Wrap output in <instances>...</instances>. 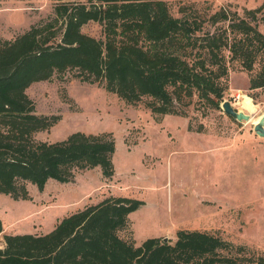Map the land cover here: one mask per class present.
Segmentation results:
<instances>
[{
	"label": "trees",
	"instance_id": "obj_1",
	"mask_svg": "<svg viewBox=\"0 0 264 264\" xmlns=\"http://www.w3.org/2000/svg\"><path fill=\"white\" fill-rule=\"evenodd\" d=\"M177 14L161 0H56L51 16L0 39V195L25 201L28 184L42 190L47 180L70 183L75 171L113 175L108 133L33 139L58 117L34 113L25 94L32 83L75 71L80 82L102 84L128 105L144 99L155 116L181 117L177 106L193 99L218 109L230 69L246 73L248 90L264 88V34L256 27H264L262 7L239 17L225 8L199 15L188 4ZM90 22L99 39L80 31ZM141 205L108 197L44 235H4L0 264H264V254L204 231L177 230L172 244L148 238L136 246L128 215Z\"/></svg>",
	"mask_w": 264,
	"mask_h": 264
},
{
	"label": "rangeland",
	"instance_id": "obj_2",
	"mask_svg": "<svg viewBox=\"0 0 264 264\" xmlns=\"http://www.w3.org/2000/svg\"><path fill=\"white\" fill-rule=\"evenodd\" d=\"M161 1L173 16L188 4L199 15L225 8L243 17L247 10L264 9V0ZM55 3L0 0V39L11 40L45 20ZM256 27L264 34L262 25ZM80 31L100 38L95 23ZM75 76L66 71L25 90L36 115L58 117L33 139L53 143L74 132L108 133L114 140L113 175L106 180L98 168L75 171L70 183L47 180L42 190L28 184L25 201L0 195V248L4 235H44L84 205L124 197L142 202L128 215L136 246L148 238L172 244L177 230H196L245 246L254 256L264 254V138L252 132L264 114V88L248 90L245 72L228 71L221 103L249 116L237 122L223 113L221 103L211 109L196 99L177 106L183 117L155 116L144 108V99L131 106L102 84L82 83Z\"/></svg>",
	"mask_w": 264,
	"mask_h": 264
},
{
	"label": "water",
	"instance_id": "obj_3",
	"mask_svg": "<svg viewBox=\"0 0 264 264\" xmlns=\"http://www.w3.org/2000/svg\"><path fill=\"white\" fill-rule=\"evenodd\" d=\"M221 110L223 111V113L232 118L233 120L240 122V121H248L249 120V116L247 114H244L241 111H236L234 110L230 104L226 101L222 102L220 105ZM264 114L261 115L258 120L253 124L252 126V132L260 137V138H264ZM162 243H166V238H163Z\"/></svg>",
	"mask_w": 264,
	"mask_h": 264
},
{
	"label": "crops",
	"instance_id": "obj_4",
	"mask_svg": "<svg viewBox=\"0 0 264 264\" xmlns=\"http://www.w3.org/2000/svg\"><path fill=\"white\" fill-rule=\"evenodd\" d=\"M79 209H81V208H79ZM76 211V210H75ZM73 213V212H72ZM53 228V227H52Z\"/></svg>",
	"mask_w": 264,
	"mask_h": 264
}]
</instances>
